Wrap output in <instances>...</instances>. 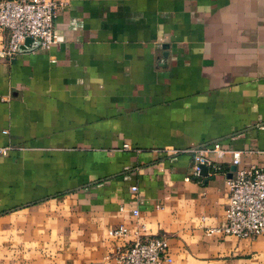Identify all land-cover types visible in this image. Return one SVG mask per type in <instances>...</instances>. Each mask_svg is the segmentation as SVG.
<instances>
[{
    "label": "crops",
    "instance_id": "1",
    "mask_svg": "<svg viewBox=\"0 0 264 264\" xmlns=\"http://www.w3.org/2000/svg\"><path fill=\"white\" fill-rule=\"evenodd\" d=\"M63 1L52 46L0 58V264H105L161 234L169 264H264V235L204 232L228 151L264 167V0Z\"/></svg>",
    "mask_w": 264,
    "mask_h": 264
},
{
    "label": "built area",
    "instance_id": "2",
    "mask_svg": "<svg viewBox=\"0 0 264 264\" xmlns=\"http://www.w3.org/2000/svg\"><path fill=\"white\" fill-rule=\"evenodd\" d=\"M63 0H0V28L7 31V40L0 47V58L11 59L18 53L25 38L37 41V47L47 50L56 42L53 22L57 12L65 5ZM127 148L126 144L122 145ZM177 153L175 149H165ZM192 154L193 175H199V165L216 168L206 157L212 152L221 158L225 150L219 142L205 143L187 149ZM230 165L234 170L225 182L228 196L224 206L223 221L218 226L204 230L206 235L223 234L237 238H253L264 235V167L249 165L237 168L239 151L229 150ZM132 185L130 189L135 190ZM121 209V208H120ZM136 216L135 208L130 210ZM110 237L122 238L127 235L123 225L106 231ZM166 237L155 235L140 237L134 235L128 243L117 245L113 252L104 256V263L110 264H169L171 258L166 252Z\"/></svg>",
    "mask_w": 264,
    "mask_h": 264
},
{
    "label": "water",
    "instance_id": "3",
    "mask_svg": "<svg viewBox=\"0 0 264 264\" xmlns=\"http://www.w3.org/2000/svg\"><path fill=\"white\" fill-rule=\"evenodd\" d=\"M37 47V41L31 40L30 38H25L23 43L19 46V50H30ZM207 168L205 165H199V174H205ZM234 170V167H231V171ZM230 176V173L229 175Z\"/></svg>",
    "mask_w": 264,
    "mask_h": 264
}]
</instances>
